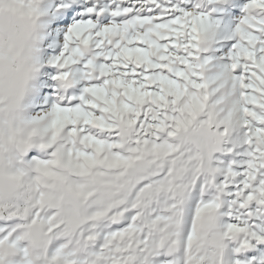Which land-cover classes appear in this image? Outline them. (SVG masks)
<instances>
[{"label": "snow or ice", "instance_id": "snow-or-ice-1", "mask_svg": "<svg viewBox=\"0 0 264 264\" xmlns=\"http://www.w3.org/2000/svg\"><path fill=\"white\" fill-rule=\"evenodd\" d=\"M0 264H264V0H0Z\"/></svg>", "mask_w": 264, "mask_h": 264}]
</instances>
